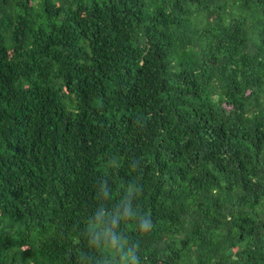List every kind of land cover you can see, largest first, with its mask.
<instances>
[{
	"label": "trees",
	"instance_id": "trees-1",
	"mask_svg": "<svg viewBox=\"0 0 264 264\" xmlns=\"http://www.w3.org/2000/svg\"><path fill=\"white\" fill-rule=\"evenodd\" d=\"M264 264V0H0V264Z\"/></svg>",
	"mask_w": 264,
	"mask_h": 264
},
{
	"label": "clouds",
	"instance_id": "clouds-1",
	"mask_svg": "<svg viewBox=\"0 0 264 264\" xmlns=\"http://www.w3.org/2000/svg\"><path fill=\"white\" fill-rule=\"evenodd\" d=\"M134 192L135 189L130 187L115 204L106 206L104 202L110 201L112 194L106 185H102L99 194L101 203L86 221L89 246L107 257L106 264H137V257L121 227L134 221L141 231H147L151 222L138 212Z\"/></svg>",
	"mask_w": 264,
	"mask_h": 264
}]
</instances>
